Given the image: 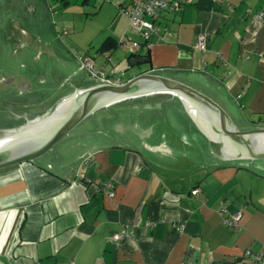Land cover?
I'll list each match as a JSON object with an SVG mask.
<instances>
[{
    "label": "crops",
    "instance_id": "1",
    "mask_svg": "<svg viewBox=\"0 0 264 264\" xmlns=\"http://www.w3.org/2000/svg\"><path fill=\"white\" fill-rule=\"evenodd\" d=\"M59 1L69 6L71 0ZM75 1L76 8L92 6L106 20L102 42L134 34L119 10L126 0ZM45 2L51 19L70 20L51 0ZM260 12L264 0L182 4L161 20L169 33L165 40L151 39L142 50L145 69L133 76L160 69L203 71L222 83L247 123L264 125ZM200 33L207 36L204 52L195 48ZM66 42L74 56L82 55V47ZM99 47L95 55L104 60L97 68L106 69L110 56ZM106 183L111 197L101 189ZM221 206L229 214L242 213L238 228L224 225ZM114 233L124 237L112 242ZM245 250L264 253V175L242 167L217 168L180 193L163 183L140 152L118 146L88 150L52 171L32 162L0 170V264H232Z\"/></svg>",
    "mask_w": 264,
    "mask_h": 264
},
{
    "label": "water",
    "instance_id": "2",
    "mask_svg": "<svg viewBox=\"0 0 264 264\" xmlns=\"http://www.w3.org/2000/svg\"><path fill=\"white\" fill-rule=\"evenodd\" d=\"M0 73L28 82L22 95L0 94V170L32 162L52 171L118 146L140 152L177 193L217 168L264 175V125L247 123L222 83L179 69L100 80L60 41L45 0H0Z\"/></svg>",
    "mask_w": 264,
    "mask_h": 264
},
{
    "label": "built area",
    "instance_id": "3",
    "mask_svg": "<svg viewBox=\"0 0 264 264\" xmlns=\"http://www.w3.org/2000/svg\"><path fill=\"white\" fill-rule=\"evenodd\" d=\"M194 0H126L120 4L119 10L127 17L130 30L140 38V42L132 40L128 34H123L118 40L121 47H125L127 52L135 55L141 54L143 49H147L151 45V39L157 37L160 40H165L169 33L166 26H161V20L166 14H171L179 10L182 4L191 3ZM257 21H264V12H260L256 16ZM207 46V36L204 33L197 35L195 48L200 52H204ZM85 69L93 76L100 80L107 81L111 84L124 83L121 77L115 75L114 70L106 71L103 67L95 68L92 59L85 58L77 59ZM108 196L113 195L112 185L103 184L101 188ZM197 189L192 190V194H196ZM222 215L225 226L238 228L241 218V212L236 211L229 214L224 206L218 210ZM124 237L123 233H114L109 239L112 242H117ZM245 262L261 263L264 262V253L252 252L245 250L242 257L234 261L232 264H243ZM61 264H75L73 261Z\"/></svg>",
    "mask_w": 264,
    "mask_h": 264
},
{
    "label": "rangeland",
    "instance_id": "4",
    "mask_svg": "<svg viewBox=\"0 0 264 264\" xmlns=\"http://www.w3.org/2000/svg\"><path fill=\"white\" fill-rule=\"evenodd\" d=\"M51 2L53 9L58 10L60 13L66 11L68 17H70V20L68 19V21L63 24L58 22V15H56L54 19H51V21L55 20L53 26L60 41L65 44L67 43L66 39H69L78 47H82L84 50L82 55L79 54L77 56L76 54L75 58L92 59L95 68H97V65L104 60L103 56L95 55V50L102 42L103 38L101 37L106 35L105 32L108 27L107 22H105L106 20L103 16H98L92 6H86L82 8V10L76 8L79 3H76L75 0H71L69 6H64L65 2L61 3L59 0H51ZM131 38L136 42L140 41V38L134 34H132ZM71 48L76 52L78 51L75 47L73 48L72 45ZM125 50L117 47V49L109 54L110 60L106 62V71L113 68L115 70V75L121 77L123 80L131 78L134 73L138 70L145 69L146 66L145 64L131 65L127 56H125V54H127Z\"/></svg>",
    "mask_w": 264,
    "mask_h": 264
},
{
    "label": "flooded vegetation",
    "instance_id": "5",
    "mask_svg": "<svg viewBox=\"0 0 264 264\" xmlns=\"http://www.w3.org/2000/svg\"><path fill=\"white\" fill-rule=\"evenodd\" d=\"M26 84H28V82H26L25 80H21L19 78H16L15 75H11L9 73L1 74V76H0V94H4L6 92L7 95H9L10 92L7 91V89L12 87L13 89L16 88L17 93L22 95L23 89L26 87ZM1 88H4V90H1ZM0 99H4V98H2V95H1ZM24 113H26V112H23L22 118H19V119H23V117L25 116Z\"/></svg>",
    "mask_w": 264,
    "mask_h": 264
},
{
    "label": "trees",
    "instance_id": "6",
    "mask_svg": "<svg viewBox=\"0 0 264 264\" xmlns=\"http://www.w3.org/2000/svg\"><path fill=\"white\" fill-rule=\"evenodd\" d=\"M119 40V39H118ZM118 40H113L111 38H106L101 44H100V47H99V51L101 53H107L110 54L112 53L115 49L118 48H121V46L119 45V41ZM126 56H127V59L128 61H130V59L132 58H145L146 54H135V55H132L130 53L127 52L126 50ZM101 67L104 68V66L102 65ZM105 69V68H104ZM106 70V69H105Z\"/></svg>",
    "mask_w": 264,
    "mask_h": 264
}]
</instances>
